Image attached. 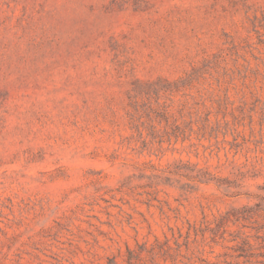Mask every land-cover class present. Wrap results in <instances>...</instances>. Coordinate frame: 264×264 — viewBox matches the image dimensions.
Instances as JSON below:
<instances>
[{
    "label": "rangeland",
    "instance_id": "obj_1",
    "mask_svg": "<svg viewBox=\"0 0 264 264\" xmlns=\"http://www.w3.org/2000/svg\"><path fill=\"white\" fill-rule=\"evenodd\" d=\"M0 264H264V0H0Z\"/></svg>",
    "mask_w": 264,
    "mask_h": 264
}]
</instances>
